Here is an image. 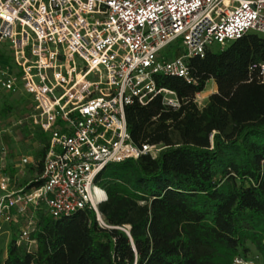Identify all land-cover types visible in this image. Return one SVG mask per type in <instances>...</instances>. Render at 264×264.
Returning a JSON list of instances; mask_svg holds the SVG:
<instances>
[{
    "label": "built area",
    "instance_id": "1",
    "mask_svg": "<svg viewBox=\"0 0 264 264\" xmlns=\"http://www.w3.org/2000/svg\"><path fill=\"white\" fill-rule=\"evenodd\" d=\"M246 33L264 34V0H0V42L7 41L12 59L0 70V92L28 98L23 120L46 139L40 172L19 187L10 172L23 177L32 158L8 164L0 151V237L13 232L31 248L39 215L57 219L84 209L105 226L97 174L108 163L153 158L162 149L132 143L125 107L155 95L178 107L153 75L189 82L188 58ZM232 264L259 260L235 256Z\"/></svg>",
    "mask_w": 264,
    "mask_h": 264
},
{
    "label": "trees",
    "instance_id": "2",
    "mask_svg": "<svg viewBox=\"0 0 264 264\" xmlns=\"http://www.w3.org/2000/svg\"><path fill=\"white\" fill-rule=\"evenodd\" d=\"M186 65L189 82L153 75L178 107L160 95L125 107L132 143L162 149L97 174L105 226L88 209L39 215L28 236L34 245L12 232L0 264H232L247 256V244L264 264V34H243ZM210 79L215 91L198 108L194 95ZM23 123L25 137L40 146L29 166L37 174L46 139Z\"/></svg>",
    "mask_w": 264,
    "mask_h": 264
},
{
    "label": "rangeland",
    "instance_id": "3",
    "mask_svg": "<svg viewBox=\"0 0 264 264\" xmlns=\"http://www.w3.org/2000/svg\"><path fill=\"white\" fill-rule=\"evenodd\" d=\"M182 52V47L177 48ZM12 67V59H11V50L7 41L0 42V70L5 68ZM89 80H95L96 78L93 76L88 77ZM215 91V85L213 81L210 79L205 83L204 89L201 92H198L194 95V103L200 108L204 105L207 96ZM29 100L24 97L21 93H12V94H4L0 92V151L4 149L7 153L5 157V161L8 164H14L17 161V158L21 155L28 156L33 158L36 149L40 146L37 143L31 141L23 134V117L30 113L28 108ZM9 108L6 111L5 116H1V110L5 108ZM28 126L27 123H25ZM24 176L17 177L13 176V170L10 172V178L14 180V187H19L24 184V179L29 177L32 172L29 167H25L23 169ZM20 227V224L15 226L14 230ZM16 235V234H15ZM11 237V233L4 234L0 237V248L2 249V254H4L5 242H7ZM19 242V241H18ZM248 245V254L247 256L256 255V251L254 248ZM257 256V255H256ZM259 260V259H258Z\"/></svg>",
    "mask_w": 264,
    "mask_h": 264
},
{
    "label": "crops",
    "instance_id": "4",
    "mask_svg": "<svg viewBox=\"0 0 264 264\" xmlns=\"http://www.w3.org/2000/svg\"><path fill=\"white\" fill-rule=\"evenodd\" d=\"M4 245H6V242H5V244Z\"/></svg>",
    "mask_w": 264,
    "mask_h": 264
}]
</instances>
